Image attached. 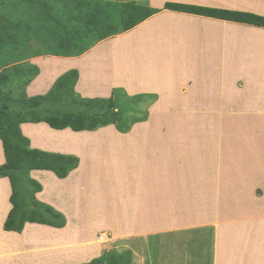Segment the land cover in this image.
<instances>
[{
    "label": "crops",
    "instance_id": "crops-1",
    "mask_svg": "<svg viewBox=\"0 0 264 264\" xmlns=\"http://www.w3.org/2000/svg\"><path fill=\"white\" fill-rule=\"evenodd\" d=\"M117 1L159 12L80 56L30 58L39 74L27 96L45 94L61 74L76 69L81 97L107 98L115 88L129 96L153 94L149 113L166 114L205 113L223 98V113H238L239 120H227L224 138L208 136L207 144H198L215 151L206 162L194 159L192 186L184 185L187 169L170 168L183 151L172 152L167 138L135 134L136 126L162 124L137 122L120 133L114 125L75 132L21 123L31 147L76 156L79 164L63 179L48 170L29 172L41 185L35 198L64 215L63 227L26 222L21 232L3 229L11 186L0 177V264H82L119 251L109 250L103 235L134 242L133 264H264V27L165 8L177 3L264 16V0ZM115 72L122 78H113ZM233 74L239 81L234 109Z\"/></svg>",
    "mask_w": 264,
    "mask_h": 264
},
{
    "label": "trees",
    "instance_id": "trees-1",
    "mask_svg": "<svg viewBox=\"0 0 264 264\" xmlns=\"http://www.w3.org/2000/svg\"><path fill=\"white\" fill-rule=\"evenodd\" d=\"M165 8L264 27V16L251 12L177 3H166ZM157 12L159 9L135 1L0 0V140L5 157L0 177L9 179L12 205L3 229L21 232L26 222L63 227L64 215L35 198L41 185L29 177V172L48 170L63 179L79 164L76 156L31 147L21 132V123L45 122L53 129L75 132L114 125L120 133H127L135 123L147 119V109L142 117H132L141 112L138 105L156 99L153 94L129 96L118 88L107 98L81 97L75 92L76 69L61 74L45 94L27 96V85L39 74L38 66L29 59L80 56L98 42L134 28ZM134 101L138 105L134 103L132 108L128 103ZM23 176L32 186L27 196L30 210L23 206ZM82 264L133 263L131 251L124 250L105 252Z\"/></svg>",
    "mask_w": 264,
    "mask_h": 264
},
{
    "label": "rangeland",
    "instance_id": "rangeland-1",
    "mask_svg": "<svg viewBox=\"0 0 264 264\" xmlns=\"http://www.w3.org/2000/svg\"><path fill=\"white\" fill-rule=\"evenodd\" d=\"M216 19H218V18H216ZM235 23H237V22H235ZM239 24L248 25V27L254 26V25L244 24V23H239ZM234 31H239V30H234ZM234 34H240V33L234 32ZM109 39L110 38H108L107 41ZM103 43L105 44V42H103ZM44 57H53V56H44ZM234 62H238V61H233V67H235ZM99 68L101 69V68H103V66L101 65ZM47 69H48V67H45V70H44L45 73L48 72ZM89 69H91V71L93 70V68H91V67H89ZM89 69H88V71H89ZM118 74L119 73L115 72L113 75V78H122V75H118ZM101 77H102V75H101ZM238 89H239V81H238V79L235 78V74H233V78H232V96H233L232 97V100H233L232 104H234V105H232L233 109H234V106L236 107L237 104L239 103ZM214 101H215L214 104L209 106V108L207 109V112H205V113H175V114H172V113L166 114L165 112H160L158 110H153L152 112L149 113V110L147 109V107L149 104H151V102L153 103L152 99H148L146 102H144L143 104H140V105H138V103H136L135 101L128 103V105L132 108H134V106H135L134 103H135L136 105H138V107L140 106L139 108L141 109L140 113H133L132 117H142L144 115L142 112H145V109H147L146 111H147L148 115H147L146 121L148 120L149 125L159 123V124H162L164 126L163 129H152V128L149 129V127L145 128L144 126L143 127L142 126H136L138 128L137 132L135 133L137 137H143V138L164 137V138H167V141L170 142L169 144L171 145V148H173L172 152H174V153L179 152V154H181V152L183 151L184 157H183V154H181L182 157H179L178 160H176V159L171 160L170 161V163H171L170 168H174L176 165H177V167H179V165H180L183 169H185V170L187 169L184 172V176L188 177L189 179H187V178L185 179L184 185L192 186V184H191L192 179L190 178L192 176V170H190V169H192V164H193L194 159H196L198 156L199 157L198 161L201 159L200 160L201 162L202 161L206 162L207 159L212 156L211 152L214 153V151H215L212 149H210L211 151H209L208 150L209 146L202 148L203 145H201V144L202 143L207 144L206 141L208 139V136H210V137H219L220 136V137L224 138V134H225L226 130H225V127H223V125L227 122V120L228 121L232 120V122L234 124H236L235 122H237L239 120L238 118H235V117H239L238 113L237 114L232 113L233 118H227V115L223 113V103H224L223 98H215ZM175 104H179V102H176ZM152 126L154 127L155 125H152ZM236 132H239V131L236 130ZM232 137H234V136L232 135ZM174 141H177L178 143H175ZM199 143H201V144L198 145ZM199 147L201 148V150L197 152ZM180 150H181V152H180ZM193 150H195V151L192 153ZM216 151L220 152V148ZM219 152H217V153H219ZM221 153H222V150H221ZM199 154H203L202 157H200ZM201 162H200V164H201ZM233 166H235V165H233ZM196 168H198V166H196L195 169ZM21 187L23 188V193H24L23 198H25V201L23 202V206L25 209L30 210L32 208V205L28 201L27 196H28L29 192L32 190V186L29 184V182L27 181L25 176L22 177ZM172 209L173 208L168 210V215L171 217H173L174 213H176V211H177L176 209H173V210ZM178 216H179V214H178ZM185 220L189 221V217H187V219H185ZM185 220H184V223L186 222ZM180 224L181 223L172 224V225H170V227L179 226ZM124 228L130 230L132 227H130V226L125 227L124 226ZM98 236H100V234ZM108 237L109 238L107 239L106 236L103 235L100 238H101V241H104L105 244H107V247H108V243H109V245H110L108 247L109 250H111L112 248L119 250L116 252H122L124 250H130L131 256H133V252H134L133 250H135L133 247L135 245L134 242L130 241L129 243H127V241H125V239H122V238H120V240L119 239H113L111 237V235ZM138 248H139V252L140 251L143 252L142 247H138ZM140 256H141V254H140ZM140 256L138 258H139V261L141 262L143 260V256H141V257Z\"/></svg>",
    "mask_w": 264,
    "mask_h": 264
}]
</instances>
